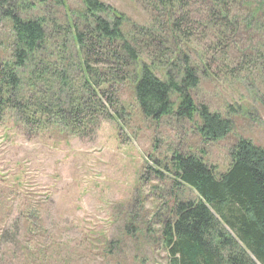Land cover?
<instances>
[{"label":"rangeland","instance_id":"rangeland-1","mask_svg":"<svg viewBox=\"0 0 264 264\" xmlns=\"http://www.w3.org/2000/svg\"><path fill=\"white\" fill-rule=\"evenodd\" d=\"M18 1L24 5V11L17 10L22 17L47 18L50 31L51 21L66 25L83 7L82 0L9 3ZM100 1L123 15L130 30L152 23L153 14L141 0ZM191 5L193 36L180 43L201 81L192 96L198 106L231 120L232 131L221 141L206 142L194 121L176 114L152 121L129 84L118 93L121 119L102 120L85 137L53 128L32 131L7 110L0 119V264H168L161 228L176 200L197 198L166 171L175 155L204 158L220 175L240 140L264 148V9L246 28L243 19L255 6L235 7L230 20L241 24L235 32L220 21L209 23L201 2ZM11 34L10 21L0 15V53L7 60ZM161 37L169 41L159 52L169 57L176 52V58L178 43L168 34ZM69 49L77 61L72 39ZM49 54L56 52L50 48L43 57ZM183 59L176 64L182 66ZM172 100L177 105L178 95ZM32 109L30 103L28 112ZM156 170L165 175L160 179Z\"/></svg>","mask_w":264,"mask_h":264},{"label":"trees","instance_id":"trees-1","mask_svg":"<svg viewBox=\"0 0 264 264\" xmlns=\"http://www.w3.org/2000/svg\"><path fill=\"white\" fill-rule=\"evenodd\" d=\"M141 1L153 14L149 27L130 30L124 16L102 1L82 0V9L73 11L66 25L51 21L50 31L47 18L25 19L17 12L24 9L22 2L0 0V15L12 25L10 58L0 53V119L12 110L30 130L53 128L85 137L102 120L121 119L118 93L129 84L148 119L159 122L176 114L194 121L204 141L225 139L233 122L198 106L192 96L201 81L180 43L193 36L189 7L201 2L209 23L220 21L236 32L241 24L230 20L235 7L255 6L243 19L249 28L264 0ZM167 34L178 43L176 58V52L169 57L158 50L169 41L161 37ZM70 39L77 61L69 55ZM49 47L56 55L44 58ZM180 59L182 66L176 64ZM173 95H178L177 105ZM30 103L34 110L28 112ZM230 155L232 163L220 175L193 154H176L166 170L175 185L197 193L194 200H176L161 228L168 264H264V148L243 139Z\"/></svg>","mask_w":264,"mask_h":264}]
</instances>
